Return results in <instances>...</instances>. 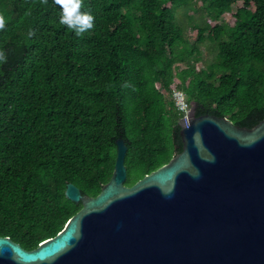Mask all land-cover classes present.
I'll use <instances>...</instances> for the list:
<instances>
[{"label":"trees","instance_id":"16d2710c","mask_svg":"<svg viewBox=\"0 0 264 264\" xmlns=\"http://www.w3.org/2000/svg\"><path fill=\"white\" fill-rule=\"evenodd\" d=\"M81 11L95 21L77 35L57 0H0V237L26 250L80 210L68 183L100 192L118 138L127 186L181 152L173 90L195 116L264 119V0H82ZM202 46L213 56L197 69Z\"/></svg>","mask_w":264,"mask_h":264},{"label":"water","instance_id":"95a60500","mask_svg":"<svg viewBox=\"0 0 264 264\" xmlns=\"http://www.w3.org/2000/svg\"><path fill=\"white\" fill-rule=\"evenodd\" d=\"M179 126L181 152L132 186L118 138L100 192L68 183L80 210L33 250L0 237V264H264V119L239 127L191 107Z\"/></svg>","mask_w":264,"mask_h":264},{"label":"clouds","instance_id":"9594fccd","mask_svg":"<svg viewBox=\"0 0 264 264\" xmlns=\"http://www.w3.org/2000/svg\"><path fill=\"white\" fill-rule=\"evenodd\" d=\"M61 6L60 22L75 30L77 35L94 27L95 16L90 11H81L82 0H57ZM5 26V16L0 13V29ZM0 53V59H4Z\"/></svg>","mask_w":264,"mask_h":264},{"label":"rangeland","instance_id":"374dc122","mask_svg":"<svg viewBox=\"0 0 264 264\" xmlns=\"http://www.w3.org/2000/svg\"><path fill=\"white\" fill-rule=\"evenodd\" d=\"M238 5H239V3L233 5V8H232L233 12L235 11V8ZM187 14L193 16L194 18H198L199 17V12L195 11V10H189V12ZM178 16H180V14ZM204 18L207 19V16H205ZM221 22L225 23V24H228V25H232L233 24L232 14H227V13L224 14L221 17ZM211 24L214 25V23H211ZM186 34H187V37H188L189 41L193 42L195 37H196V31L193 30V29H188ZM200 53H201V59L196 65L197 69L203 68L204 64H209L211 62L212 56H213V53L211 51H209L206 47H203V46L200 48ZM182 67H183V65H181V68ZM165 95H166V93H165Z\"/></svg>","mask_w":264,"mask_h":264},{"label":"built area","instance_id":"2783aa9c","mask_svg":"<svg viewBox=\"0 0 264 264\" xmlns=\"http://www.w3.org/2000/svg\"><path fill=\"white\" fill-rule=\"evenodd\" d=\"M171 98L175 103L178 111L182 113V118L187 123V116L191 110V105L186 101V96L182 91L173 90Z\"/></svg>","mask_w":264,"mask_h":264}]
</instances>
